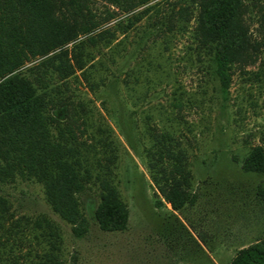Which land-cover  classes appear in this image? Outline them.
Listing matches in <instances>:
<instances>
[{"label": "rangeland", "instance_id": "1", "mask_svg": "<svg viewBox=\"0 0 264 264\" xmlns=\"http://www.w3.org/2000/svg\"><path fill=\"white\" fill-rule=\"evenodd\" d=\"M170 1L152 0L155 8L124 33L114 25L125 19L124 14L94 30L110 27L112 44L121 41L117 52L111 55L102 39L85 42L83 51L94 54L100 67L91 76L98 86L90 89L76 70L62 93L87 99L112 127L116 153L112 167L128 204L126 228L99 227L93 217L95 187L80 193L88 227L77 234L51 209L38 182L0 184L13 220L19 222L5 232L11 235L0 245V264L41 260L50 248L37 237L42 228L35 220L42 215L57 225L59 249L54 251L62 264H229L238 249L264 240V170L242 166L252 146L264 147V48L250 62L235 66L223 93L205 56L198 57L191 48L195 43L190 32L168 31ZM90 5L97 16L116 9L106 0H90ZM255 18L249 19V29L253 40H260ZM67 46L71 50L73 42ZM178 94L179 104L174 100ZM147 114L159 128L174 130L186 157L189 197L179 209L152 180L144 151Z\"/></svg>", "mask_w": 264, "mask_h": 264}, {"label": "trees", "instance_id": "2", "mask_svg": "<svg viewBox=\"0 0 264 264\" xmlns=\"http://www.w3.org/2000/svg\"><path fill=\"white\" fill-rule=\"evenodd\" d=\"M106 1L116 9L97 16L90 0H0V184L19 179L38 182L51 209L77 234L88 227L80 199L87 188L97 190L93 217L102 229H125L129 210L112 167L116 159L112 127L87 99L63 95L68 79L80 70L79 76L95 90L98 83L91 76L100 67L83 45L102 39L113 55L121 41L112 44L110 27L92 32L124 14L125 19L114 24L124 33L155 8L152 0ZM169 7L168 31L190 32L195 43L191 48L198 57L205 56L223 93L229 89L235 66L250 62L264 48V0H173ZM252 16L260 40H253L250 33ZM82 34L88 35L76 41ZM69 42H73L71 50ZM100 81L103 84V76ZM174 100L179 104L181 95ZM145 133L152 180L171 206L179 209L189 197L190 171L184 152L174 130L159 128L148 114ZM242 166L263 171L264 147L252 146ZM13 219L9 198L0 193V245L11 235L5 232L19 225ZM35 224L42 228L37 237L50 245L37 264H62L54 251L59 249L55 222L42 215ZM229 264H264V240L238 249Z\"/></svg>", "mask_w": 264, "mask_h": 264}]
</instances>
